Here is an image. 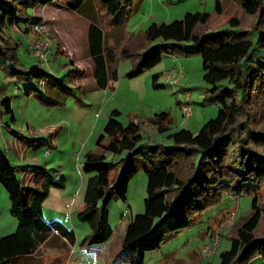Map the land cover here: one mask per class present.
Wrapping results in <instances>:
<instances>
[{"label":"trees","instance_id":"trees-1","mask_svg":"<svg viewBox=\"0 0 264 264\" xmlns=\"http://www.w3.org/2000/svg\"><path fill=\"white\" fill-rule=\"evenodd\" d=\"M30 1L43 5L63 1L72 12L85 2L0 0V26L3 15L17 18L20 10L16 6H24L21 10L24 13ZM98 1L115 26L123 25L135 2ZM213 3L216 15L230 12L235 5L241 12L239 20L232 16L224 28L197 32L206 26L209 14L187 13L178 21L153 23L145 28L142 41L149 44L160 41L158 44H136L135 48L131 47L135 44H124L119 53L104 44L97 26H88V58L95 88L103 89L108 82L116 81L118 59L130 61L125 77L132 78L156 65L163 53L172 55L178 44L189 42L196 49L184 53L199 55L202 80L209 86L202 103L218 106L216 115L204 121L195 133L183 128L170 132L168 114L163 111L153 114L149 122L158 133L167 132L166 138L171 142L167 146L140 144V124L131 120L123 124L118 110L108 112L102 133L95 140L101 153L86 152L82 156L81 171L87 177L82 205L75 217L90 230L82 244L93 246L106 242L111 235L108 203L113 198L125 199L128 182L137 171V159L146 166L143 211L131 217L126 225L115 261L141 264L146 252L157 249L168 236L188 228L196 215L217 203L223 194L233 198L250 195L251 200L249 215L237 227L228 249L218 254V264H245L255 255L264 258V238L252 233L262 217L257 189L264 180V131L254 130L249 124L257 112V99L264 97V30L258 28L264 23V0H213ZM251 18L252 23L248 20ZM15 48L0 46V64L9 68L10 73L22 75L18 77L25 81L27 96L54 106L63 104L65 97L72 95L74 86L66 84L69 80L44 73L38 65L24 71ZM140 48L144 49L138 52ZM70 70L66 77L69 72L80 74L73 68ZM156 78L157 74L151 76L154 87L158 86ZM31 80L37 86L40 83L42 92L30 84ZM0 106L5 112L10 111L8 97L0 101ZM105 153L123 157L113 163L105 159ZM114 167L118 172L110 183L108 175ZM15 169L0 151V184L7 194L9 214L16 221L14 232L0 238V264H12L33 254L52 236L62 238L69 245L74 242L72 229L58 221H45L41 214L49 189L63 188L64 178L49 176L43 168L24 166L30 175L29 183L24 184Z\"/></svg>","mask_w":264,"mask_h":264},{"label":"rangeland","instance_id":"rangeland-1","mask_svg":"<svg viewBox=\"0 0 264 264\" xmlns=\"http://www.w3.org/2000/svg\"><path fill=\"white\" fill-rule=\"evenodd\" d=\"M85 2L83 10L90 12L89 16L88 13L80 16L79 10H68L63 1L54 2L53 5L30 1L25 5L28 8L24 13V6H16L17 10H20L17 18L2 16L0 46L16 47L15 55L25 67L24 71L27 72L32 66L41 64L44 71L46 69L50 72L47 74L54 72L60 75L72 68L80 72H70L72 83H66L68 86H74L72 95L65 97L61 105L46 106L34 96L25 94V81L18 77L22 75L12 74L9 68L0 64V101L8 97L10 107V111L5 112L0 106V151L16 166L15 174L24 184L29 183L30 177L23 169L24 166L43 168L49 176L64 178V189H49L42 202L41 214L45 221H58L72 229L74 235L71 245L52 236L36 252L18 258L12 264H128L115 261V257L129 220L143 211L146 166L140 160H136L137 171L128 182L125 199L113 198L107 205L111 235L106 242L93 246L82 244L90 230L75 217L82 205L87 177V174L81 171L83 154L80 153V148L85 142L95 113L99 115L100 121L105 113L100 109L104 101L100 90L92 89L88 84L84 85L90 72V62L84 46L88 23L97 26L102 32L104 44L117 49L119 53L124 44H135L131 46L134 48L136 44H158L160 41L150 44L142 41V32L153 23L167 24L180 20L187 13L206 12L209 14L206 26L196 31L210 32L226 27V20L232 16L239 20L241 14L234 5L230 12L226 10L221 15H216L213 0H135L123 25L115 26L112 24L113 18L105 13L98 0ZM235 11L238 13H234ZM248 20L253 22L252 18ZM39 26L42 28L41 34L37 32ZM258 28L264 30V23ZM34 34L44 37L50 44L46 61L43 63L35 59L28 49ZM250 36L254 40V33ZM178 45L179 48L172 55L163 53L156 65L132 78L125 77L130 61L118 59L117 79L111 83L110 88L105 89L110 95L111 103L118 105L120 122L125 124L131 120L140 124L142 145L167 146L171 143L165 134H159L148 122L155 113L163 111L168 114L170 132L183 128L195 133L200 125L213 118L218 110L216 104L202 103L209 86L202 80L199 55L184 53L186 50H195L196 47L189 42ZM143 49L140 48L138 52ZM179 67L182 77L172 85L165 79V74ZM153 74H157L156 87L151 83ZM35 83V80L30 82L31 85ZM222 84L224 82H221ZM37 88L42 92L40 83ZM178 101H189L192 106V114L183 122L180 120ZM257 101V112L249 124L254 130L264 131V97ZM97 102H100V108ZM97 131L101 133L100 128ZM71 147H74L73 150ZM104 155L107 161L113 163L123 157L109 153ZM117 172V167L109 172L110 183L114 181ZM257 190L262 217L252 233L264 238V180ZM63 193L68 199L61 201L60 194ZM250 200V195L233 198L223 194L217 203L196 215L188 228L168 236L157 249L146 252L141 264H218V254L228 249L237 227L249 215ZM64 203L66 207L63 206ZM226 222H229L228 225L223 227ZM15 227L16 221L8 210L7 194L0 184V237L12 234ZM218 230L221 232L213 253L201 257V247L208 242L211 233ZM245 264H264V258L255 255Z\"/></svg>","mask_w":264,"mask_h":264},{"label":"crops","instance_id":"crops-1","mask_svg":"<svg viewBox=\"0 0 264 264\" xmlns=\"http://www.w3.org/2000/svg\"><path fill=\"white\" fill-rule=\"evenodd\" d=\"M88 3V2H87ZM86 5V2H84V4L77 10L78 12H79V15L81 16L82 14H87L88 16L90 15V12H87V11H85V10H83V8H84V6ZM88 11H90L89 10V6H88ZM92 12V11H91ZM82 18L84 19L85 17H83L82 16ZM128 18V17H127ZM90 23L91 22H89L88 23V26L90 25ZM88 26H87V29H88ZM87 29H86V36H87ZM84 46H85V49H86V53H87V56H88V44H87V37H86V44H84ZM51 54V53H50ZM52 56H53V52H52ZM89 57V56H88ZM90 62V61H89ZM41 65V64H40ZM40 65H38L39 67H40V69L44 72V73H50L48 70H46L45 69V71L42 69V67L40 66ZM36 66V65H35ZM130 69V64L128 63V70ZM127 70V71H128ZM68 71H71L70 69H68ZM67 71V72H68ZM67 72L66 73H62V74H60V75H57L56 73H54L53 72V74L52 75H54V76H56V77H59V76H61V78H64V79H66V80H69L70 81V83H72L71 82V80H70V78H71V73L69 72L68 73V76L66 77V75H67ZM72 72V71H71ZM89 74H88V77H89V79H90V81H89V79H87V81L84 83V85L86 84H88L92 89H95V90H97V88H95V84H94V80H93V78H92V76H91V70H90V72H88ZM89 81V82H88ZM111 82H108V84H107V86L105 87V88H103V89H99L100 90V92H101V95L103 96V98H104V101H103V103L101 104V108H100V102H97L96 104L99 106V108L101 109V110H104V119L102 118V121H100V120H98L99 119V115H97L96 113H95V118H94V120L92 121V124L90 125V127H89V129L87 130V135H86V137H85V142L83 143V145L81 146V148H80V153L81 154H84V153H86V152H93V153H97V154H99V153H101V149L98 147V146H96L95 145V140H96V138H97V136L99 135V134H101L102 133V127H103V124H104V122H105V120H106V117H107V114H108V112L111 110V109H116V110H119V109H117L118 108V105H116L115 103H111V98H110V95H108L107 94V92H106V90H107V88H110L111 87ZM106 89V90H105ZM107 112V113H106ZM149 122V121H148ZM150 123V122H149ZM151 124V123H150ZM152 125V124H151ZM153 126V125H152ZM154 127V126H153ZM101 129V133H98L99 131H97L98 129ZM154 129H155V127H154ZM156 130V129H155ZM98 134V135H97ZM159 134H167V132H164V133H159ZM52 145V144H51ZM53 146V145H52ZM55 147V146H54ZM73 148L74 147H71V150H73ZM5 154V153H4ZM6 156V155H5ZM83 156V155H82ZM81 185V187H82V184H80ZM64 189V188H63ZM62 189V190H63ZM66 199H68V196L66 195V194H60V200L62 201V200H66ZM7 204H8V201H7ZM64 207H66V204L64 203V205H63ZM41 212H42V210H41ZM5 233H7V230L6 229H2ZM15 230V229H14ZM14 232V231H13ZM6 236V235H5ZM2 237H4V236H2ZM56 237V236H55ZM1 238V237H0ZM57 238H60V237H57ZM60 240L61 241H64L62 238H60ZM65 242V241H64ZM36 252V251H35ZM25 257V256H24Z\"/></svg>","mask_w":264,"mask_h":264},{"label":"built area","instance_id":"built-area-1","mask_svg":"<svg viewBox=\"0 0 264 264\" xmlns=\"http://www.w3.org/2000/svg\"><path fill=\"white\" fill-rule=\"evenodd\" d=\"M37 28V27H36ZM37 32L38 34L42 33V28L41 26H39L37 28ZM30 46H28L29 51L32 52L33 56L35 57V59H37L40 62H45L46 61V54L48 52V50L50 49V44L49 42L42 36H37V34H34V37L31 41V44H29ZM182 77V71L179 68H177V70H173L171 72H168L165 74V79L167 81H169L170 84H176L178 82V80ZM178 109H179V114H180V120L181 122L187 120L191 113H192V106H191V102L189 101H183L178 103ZM229 222H226L225 225H223V227H226L228 225ZM221 232V230L215 231L211 237L209 238L208 242L203 245L199 251V254L201 255V257H206L209 254H212L215 247L218 244L219 241V233Z\"/></svg>","mask_w":264,"mask_h":264}]
</instances>
